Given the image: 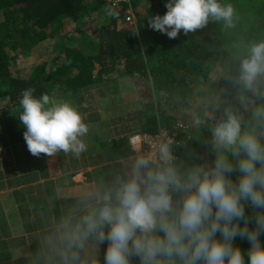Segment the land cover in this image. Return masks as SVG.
Segmentation results:
<instances>
[{
	"label": "clouds",
	"instance_id": "obj_1",
	"mask_svg": "<svg viewBox=\"0 0 264 264\" xmlns=\"http://www.w3.org/2000/svg\"><path fill=\"white\" fill-rule=\"evenodd\" d=\"M165 7L166 14L149 17L148 26L169 39L210 18L234 26L233 6L218 0H168ZM261 77L264 41L249 46L237 82L253 91ZM34 91H22L17 109L31 155L63 151L78 157L86 151L88 126L77 108L47 93L37 98ZM253 119L255 124H242L225 109L209 129L210 161L197 162L191 152L188 161L178 159L172 141L164 140L137 154L110 182L85 191L51 238L60 264H245L237 237L250 244L248 264H264V131L258 130L264 106Z\"/></svg>",
	"mask_w": 264,
	"mask_h": 264
},
{
	"label": "trees",
	"instance_id": "obj_2",
	"mask_svg": "<svg viewBox=\"0 0 264 264\" xmlns=\"http://www.w3.org/2000/svg\"><path fill=\"white\" fill-rule=\"evenodd\" d=\"M255 2L258 0L248 4L256 8ZM166 3L168 0H131L132 6H114L109 0H0V99L17 104L28 88L35 89L37 98L70 88L121 90L136 79L145 101L131 117L141 125L140 133L156 134L161 129L173 132L181 123L188 129L178 130L177 158L188 161L191 152L199 155L197 162L210 161L206 147L211 137L209 129L223 118L225 109H232L242 124H255L253 112L264 106V77L255 90L243 89L237 82L240 62L233 54L244 45V56H238L242 59L251 44L264 41V13L258 25L222 30L210 18L204 27L186 35L181 30L177 38L169 39L148 26L149 17L166 14ZM131 8L133 23L126 21ZM71 34L81 39H70ZM51 40H58L51 66L45 62L27 75L20 68L21 57ZM47 66L51 72L45 76ZM211 68L214 75L209 72ZM215 76L219 81L214 85L211 82ZM205 84H211L217 98L209 105L212 115L204 111L196 114L204 120L199 119L198 125L190 111L197 99L209 102L202 92ZM114 94V99H123L120 92ZM260 240L264 244V234ZM234 245L245 253L248 264L249 242L237 237Z\"/></svg>",
	"mask_w": 264,
	"mask_h": 264
},
{
	"label": "crops",
	"instance_id": "obj_3",
	"mask_svg": "<svg viewBox=\"0 0 264 264\" xmlns=\"http://www.w3.org/2000/svg\"><path fill=\"white\" fill-rule=\"evenodd\" d=\"M45 62L20 68L26 67L29 75ZM50 72L48 67L45 76ZM139 82L132 79L121 90L91 86L50 95L71 102L88 126L83 137L87 150L78 157L63 151L31 155L23 138L26 129L18 118L19 103L0 99V264H60L51 238L61 218L80 203L85 191L110 182L143 152L129 143V137L141 130L131 117L145 101ZM115 92L123 99H114ZM105 249L102 246L98 258L103 259Z\"/></svg>",
	"mask_w": 264,
	"mask_h": 264
},
{
	"label": "rangeland",
	"instance_id": "obj_4",
	"mask_svg": "<svg viewBox=\"0 0 264 264\" xmlns=\"http://www.w3.org/2000/svg\"><path fill=\"white\" fill-rule=\"evenodd\" d=\"M232 1V3L235 5L234 8V16H233V28L236 27H241V26H250L253 25L255 23H257L256 25H258V20L260 18V15L264 13V0H258V2H255L257 7L253 8L251 7V5L248 4V2L250 0H230ZM231 3V5L233 6V4ZM0 19H3L2 14H0ZM216 22V21H215ZM74 24V23H72ZM255 25V26H256ZM217 28L218 29H224L227 28L224 23L222 21H217ZM228 29V28H227ZM239 31V30H237ZM234 33L236 32L233 31ZM58 42V40H51V41H46L43 43H40L39 45H37L35 47V49L31 52V54L29 55H25V57H21L23 60V63L21 62L20 65L24 64H30L31 62L34 61H45L47 60V62L50 63L51 66V61H53V59L55 58V52L57 51L56 47V43ZM58 46V44H57ZM239 48L235 49V52L233 53L234 56H237L238 58V62H240V58L238 56H240V54H242L244 52L245 46L242 45L241 46V51L238 50ZM241 56H244L243 54ZM49 60V61H48ZM234 61V59H233ZM21 69H26L25 68H21ZM221 71V70H220ZM209 72H211V74H215L214 72V68L212 70L209 69ZM219 81V79L215 76L213 82H211V84H217V82ZM211 84H205L204 88L202 90L203 94L208 96L209 102H201V100L197 99L196 102L194 101V106L192 107V110L190 111L191 113V117L194 120L197 119H201L203 120V118L198 117V113H201L202 111L205 112V115H212L213 113V109L209 106V105H213L215 102H213V100H215L217 98V94L216 96L214 95V91L212 90ZM211 100V101H210ZM201 102V103H200ZM198 106V108H197ZM204 121V120H203Z\"/></svg>",
	"mask_w": 264,
	"mask_h": 264
},
{
	"label": "built area",
	"instance_id": "obj_5",
	"mask_svg": "<svg viewBox=\"0 0 264 264\" xmlns=\"http://www.w3.org/2000/svg\"><path fill=\"white\" fill-rule=\"evenodd\" d=\"M114 6H120L122 3H126L131 5V0H109ZM132 6V5H131ZM135 20V15L131 9L127 10L126 21L129 23H133ZM186 130L188 126L183 124H177L176 131L170 132L167 129H161L156 134L149 133H135L132 134L129 138L130 144L135 150H140L143 152H147L155 149L159 142L164 140L172 141V148L174 154H176V147L180 144V135L178 130Z\"/></svg>",
	"mask_w": 264,
	"mask_h": 264
}]
</instances>
